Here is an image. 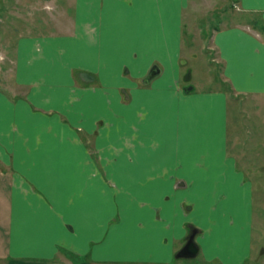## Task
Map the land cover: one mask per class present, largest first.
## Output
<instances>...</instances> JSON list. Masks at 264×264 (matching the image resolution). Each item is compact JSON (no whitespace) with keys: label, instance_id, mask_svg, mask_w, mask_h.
<instances>
[{"label":"crops","instance_id":"0c3cea01","mask_svg":"<svg viewBox=\"0 0 264 264\" xmlns=\"http://www.w3.org/2000/svg\"><path fill=\"white\" fill-rule=\"evenodd\" d=\"M188 1L78 0L74 35L27 37L35 44L34 57L18 56L16 75L29 92L19 95L0 86L1 262L171 264L191 234L188 224L197 229L200 251L205 247L219 253L212 255L208 249L205 260L244 264L250 259L246 229H231L235 224L229 211L231 225L207 220L211 231L205 238L198 237L204 223L186 224L181 198L187 189L192 187L190 194L203 201V192L231 187L217 184L225 181L214 154L205 160L209 172L198 167L197 158L190 174L177 169V155L197 150L199 143L211 147L217 139L205 119V102L215 101L212 105L221 111L230 94L264 96V0H226L237 15L218 9L226 25L212 31L208 44L196 23L205 45L199 52L213 51V61L222 70V85L211 89L215 96L201 104L188 91L171 97L162 88L167 87L161 80L166 70L177 75L185 68L183 21ZM196 18L199 22L197 14ZM154 67L159 73L146 82ZM94 69H101L102 75ZM66 71L67 78L62 77ZM161 84L150 98V86ZM94 85L99 88L94 90ZM127 86L134 88L129 91ZM104 87H112L114 98L124 96L128 104H138L128 109L127 131L111 132L115 136L121 131V147H108L99 136H94L96 147L82 139V134L88 139L96 130L89 113L104 107ZM74 92H80L81 99L73 98ZM148 99L155 100V113H146ZM176 120L184 122L181 129L174 125ZM136 132L142 135L135 140ZM79 136L81 141L74 140ZM155 175L159 178L149 186L154 196L136 191L140 181ZM115 181L124 182L123 190L113 185ZM236 188L240 193V183ZM208 210L205 215L215 219Z\"/></svg>","mask_w":264,"mask_h":264},{"label":"rangeland","instance_id":"374dc122","mask_svg":"<svg viewBox=\"0 0 264 264\" xmlns=\"http://www.w3.org/2000/svg\"><path fill=\"white\" fill-rule=\"evenodd\" d=\"M188 2L190 6L186 7L184 11L183 21L186 25V43L184 46L185 68H181L177 75L175 73L171 75L166 70L163 76L164 79L161 80L166 83L167 87H162V84L161 86H150V98L156 94V90L159 91L164 88L167 89L171 97L172 95H178L179 93L188 91L187 95L194 97L201 104L204 100L215 96L211 89L220 88V85H222L221 78L219 77L222 70L219 63L217 64L213 61L214 52L201 50L200 53L199 51L200 47L205 46V43L208 44L212 31L215 28L223 24L226 25V23H221L222 20L220 21V18H218L219 12H222L218 9H225L224 13L230 9L232 16L237 14L233 12V5L231 3L227 5L228 2L226 0H190ZM223 2L225 4H222ZM77 3L78 0H0V86L10 89L19 95H27L26 93L29 92V87L21 85L16 75L18 56L20 58L21 54H23L22 59H30L34 55V53L32 54V50L35 44H32L27 37L35 35L38 36V40H41L53 35L60 37L70 36V34L74 35L76 28L74 15ZM214 8H217V11H214ZM196 14L199 17V22H197ZM231 21H234V19H231ZM196 23L204 30V44L200 42V37L198 38L197 36L200 28L198 29ZM43 35L45 36L44 38L39 37ZM191 44L195 45L192 46ZM211 44L212 40H210L209 46H212ZM21 46L23 51L21 50ZM94 71L102 75L101 69H94ZM61 76L67 78V71L61 74ZM130 78L134 79L132 76ZM139 84L141 87L144 86L141 81H139ZM190 87L195 90L191 92V89L188 90ZM91 88L97 90L99 87L94 85ZM133 88L132 86H127L129 91ZM103 91H105L103 95L105 101L103 102L104 107L101 109H93L89 113L90 124L96 130L89 135L88 139L87 135L84 136L86 133L82 134V139L89 142L91 146L96 147L94 144L96 141L95 137L99 136V138L103 137L104 141L106 140L104 145L108 147L109 145L112 147H121V137H123L121 131H127L128 109L133 103L138 104L134 101L128 104L124 100V96H118L119 99L114 98L116 92L112 91V87L109 90L104 87ZM74 93L76 95L74 94L73 98L81 99V96L77 95L80 92ZM235 94H238V92ZM235 94L229 95V98H227L228 103L226 100L223 102V109L221 111L215 105H212L215 101L213 102L210 99L207 103L205 102V108L209 110L205 116V119L210 122L208 123V127L211 126L217 133V139L215 137L216 140L211 143L212 146L210 147L209 143V147L205 143H199L197 150L192 149L183 152V156L179 153L177 155L181 159V164L178 163L177 169L180 168L184 173L190 174L192 168L197 167V165H193L197 158L199 159L198 167L208 169L209 172V166L205 160L210 157L211 153L212 155L214 154V163L221 170L220 178H224L225 181V183L222 181L217 184H230L231 190L225 186L219 187V190L215 192H203L202 195H204V198L202 201L197 199V195L193 196V194H190V189H192L190 187L186 190V196L183 195V198L180 197L182 200L181 208L184 211L185 219H187L186 224L193 223L195 224L194 226H197V221L201 224L204 223L202 225L204 229L203 234L199 233L198 235V237L201 235L202 238H205L210 233L209 231H211L205 225L207 220H212L211 223L215 221V225L225 227L226 225H231L228 223L226 216L230 212L229 216H231L232 224H235L231 225V229L235 226L243 228V230L246 229L248 235V245H250L248 248L250 251L247 248V252L249 251L251 255L250 259L244 264H264V96H255L254 94H241V96L238 94L237 96ZM155 103L154 99H148L146 113L156 112ZM74 119L75 124L79 125L77 122L79 119L77 117ZM150 121L154 120L149 119L148 122ZM183 124L184 122H179V120H176L174 123L178 129H181ZM146 125L144 124V126ZM135 127L137 128V125ZM115 128L121 131L118 130V134L112 136L111 132ZM135 134L133 139H138L137 137L140 134L142 135V133L137 132ZM74 140L81 141V137L79 136V139ZM208 152L209 154H207ZM162 177H164L163 179L167 178L165 176ZM158 178V175L146 177L145 181L138 183V187L136 185V191L143 190L145 194H150L148 196H154L156 192L154 194V190H151L149 186H151L153 180ZM122 183L124 182L115 181L113 185L122 189ZM238 183L241 186L240 193L236 188ZM190 184L192 186L194 181ZM200 191L198 192L201 194L202 192ZM138 199L143 204L142 197ZM188 206H192V209H187ZM142 208L145 209L144 207ZM206 209H209L208 211L213 213L215 219L205 215L204 211ZM187 226L189 232L192 233L193 230L189 227V224ZM208 249L212 255L215 253L219 254L217 251L213 252L214 250L212 251L210 248L205 250L204 247V250H201L197 256L176 258L171 264H222V262L217 263L204 259ZM217 258L219 259L221 257L218 256ZM1 261L0 264H4ZM130 264L150 263L134 262Z\"/></svg>","mask_w":264,"mask_h":264},{"label":"water","instance_id":"95a60500","mask_svg":"<svg viewBox=\"0 0 264 264\" xmlns=\"http://www.w3.org/2000/svg\"><path fill=\"white\" fill-rule=\"evenodd\" d=\"M159 73V70L157 67H154L148 77L146 78V82H149L154 76H156ZM189 89H192L190 87ZM197 235V229H193L192 233L190 234L188 240L186 241L185 245L180 249V251L177 253V258L182 257H195L200 252V245L196 240Z\"/></svg>","mask_w":264,"mask_h":264}]
</instances>
